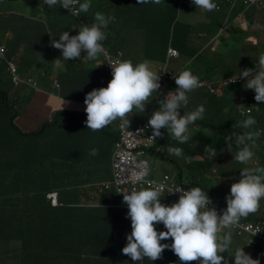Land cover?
Masks as SVG:
<instances>
[{
	"label": "clouds",
	"instance_id": "9594fccd",
	"mask_svg": "<svg viewBox=\"0 0 264 264\" xmlns=\"http://www.w3.org/2000/svg\"><path fill=\"white\" fill-rule=\"evenodd\" d=\"M1 1L0 5H2ZM9 1L12 5H15L14 3L24 0ZM245 1L192 0V3L206 12L221 11L224 6L233 9L237 5H241L244 9L257 7L264 10V7L259 2L250 5L246 4ZM262 1L264 2V0ZM35 2L31 5L36 7L37 22H35V19L26 20L22 15H13L18 21V26L21 29H27L29 33L31 31H39L41 28L39 23H43L46 19L68 17L74 21V24L68 27L70 29L69 33L63 31L64 28H62L55 38L50 35L39 37L43 44L48 39L52 40V47L58 49L52 58L54 67L56 68L55 63L59 66L62 59L68 61L77 60L86 52L88 60L98 59V66L109 77L110 82L106 88L93 89L85 96L86 129L99 131L118 119V125L121 121L122 126L128 128L130 121L133 124L135 123L129 113H132L134 109L139 113H143L145 105L154 98L153 93H157L154 103L157 104L159 102V109L154 111L144 121H148V127L152 130L150 139L154 142L156 138H162L161 130L163 128L172 136L170 138L173 143L176 140L181 144L187 142L190 145V142L195 141L197 134L203 131L214 136L208 128L201 125L202 122L208 123L210 119L203 117L205 108L195 101L198 96L221 94L225 89L228 90L232 87H241V90L245 87L251 89L249 91L250 96L241 109V117L247 116V119L236 125L245 129L246 132L237 134L229 131L227 133L229 136L225 137V143L229 148L232 146L233 141L239 148L236 157L229 149L223 150L218 155L216 149L208 145L205 147V151L209 153L207 158L198 159L195 156L187 158L185 164L178 168L180 173H183L185 169L189 170L191 178L189 184L192 185L193 179L189 169L190 166L203 164L202 168H205L210 164V162L207 163L206 161L211 157L217 156L216 159L209 160L214 162V165L203 171L205 177L204 181H201V186L189 189L182 178V180H179V185L182 188L178 187L174 191L169 190V193H179L178 201L165 200L167 205H164L160 202L161 194L164 191L163 185L154 184L153 181L146 180L149 175L159 181L164 176L161 179L154 177L152 162L150 161L149 164V160L145 159L140 160L136 164L132 173V181L133 183H146V187L120 192L123 194V199L113 190L106 191L103 189L105 192H114L124 203L126 210H128L127 218H130L131 221V233L126 236L127 243L121 251L122 254L130 257L134 262L143 261L145 258L150 261L161 259L163 251L170 248L182 264H192V262H197V264H229L228 259L221 253H224L230 246L232 234L237 238L251 241L245 252L243 248L235 250L231 257L232 264H264V241L257 238L256 229V227H259L264 231L263 224L257 222L263 214V212L260 213V210L264 206L262 203V199H264V167H257L259 164L256 159L261 158L259 147H256L254 159V152L252 151V146L261 136V132L254 130L253 126L256 124V120L251 116V110L246 105L248 100H250L249 98H252L253 101L264 102V56L252 61L243 71H240L243 68L240 67L238 76L219 80H214L213 76H211L212 79H209L210 76L199 79L193 74L196 73L203 76L198 72L200 64L196 63V59L186 58L185 62L188 65L177 73L168 69L169 64L172 63L179 66L184 62L185 58L178 50L170 47L169 49L178 51L179 56L176 59H168L167 56L166 67L161 68L160 75H157L153 71L150 61L144 60L133 65L131 60H124L125 57L122 52L112 53L104 48L102 42L106 39V34L102 29L106 28L109 23L114 22V16L106 17L104 14L97 12L94 15L95 22L91 26L81 22L82 12L87 13L89 11L91 0H84L83 3L80 0H35ZM137 2L141 5L149 3V0H137ZM151 2L160 4L161 0H151ZM218 6L220 9H217ZM64 12H67V14H64ZM71 12L79 17L73 16ZM4 16L6 17L7 15ZM75 21L79 22V24ZM78 26H80L79 29L76 28ZM4 54L3 48H0V64ZM178 60L180 64L175 63ZM18 62V59L12 58L7 61L6 67L14 89L27 85V81L18 72ZM10 64H13L17 69V77L20 81L18 85L14 84ZM191 64H195L192 69ZM218 77L223 76L219 75ZM159 79L162 85L161 89ZM56 83L59 85L55 81V86ZM201 84L204 86L200 87ZM189 104H192L190 109L197 107L193 111L184 112L181 115L179 110L188 108ZM198 121H200L199 124L195 123ZM190 125L191 128L196 126L198 128L189 136ZM118 135H116V138ZM214 137L216 138V136ZM248 142H252V146ZM188 145L186 151L189 148ZM168 152L177 157L183 155V150L179 147H169ZM227 152L228 154L226 155ZM89 154L96 156L98 149L92 148ZM228 162L238 168V173L240 174L238 182H236L237 178H234L233 175H231L233 179L229 180L227 175L231 173L221 176L220 165H225ZM252 165L254 168H251ZM209 181H214L216 186H225L224 182H226V186H231L229 195L225 197L209 191L204 185ZM52 193L55 192H50L46 195L50 205L51 202L47 196ZM57 203L56 207L52 205L51 207L57 208L61 204L59 195ZM169 204L170 206H168ZM112 205H115V203ZM257 211L260 213L257 218H247L250 214H254ZM156 224H163L166 231L157 232ZM221 232L229 233L221 236ZM169 238L172 240L171 245L161 243V241ZM11 261L12 259L10 258L0 257V264H11Z\"/></svg>",
	"mask_w": 264,
	"mask_h": 264
},
{
	"label": "trees",
	"instance_id": "16d2710c",
	"mask_svg": "<svg viewBox=\"0 0 264 264\" xmlns=\"http://www.w3.org/2000/svg\"><path fill=\"white\" fill-rule=\"evenodd\" d=\"M80 1L81 3L84 2V0ZM116 7L130 9L133 18L127 20L122 17L116 18L113 14ZM97 12L104 14L106 17L114 16L116 18L114 22L109 23L106 28L102 29L106 34V39L102 43L104 48L112 53L118 51L122 52L125 57L124 60H127L125 42L118 43L113 38V33L118 30L117 27L121 26V23H125V26L129 28L136 26L135 30L139 31L137 32L138 36L140 30H142L145 36L146 31L149 32V36L154 37V40L157 37L154 34L155 31L159 38L162 37V48L157 54L150 52L148 46H146V51L143 55L138 53L140 56L144 57V60L153 63L151 66L157 75H160L161 68L166 67L167 50L173 47L183 56L188 49L191 37L194 35L196 24L199 25L201 23L198 20L200 8H197L192 3V0H161L160 4H154L149 0V3L141 5L137 0H91L89 11L87 13L82 12L83 16H81V22L91 26V24L95 22L94 15ZM246 12H243L242 15ZM64 14H67V12H64ZM235 14L239 15L240 12L236 11ZM75 22L79 24V22ZM0 25L3 27L0 28L2 35L4 34L5 36V34H8L12 36L11 40L7 41V44L2 47L5 54L0 64V124L2 130L0 136L2 143L0 145V153L6 156L15 149V165L23 166L25 164V168L30 170L29 165L27 166V161L32 156L27 159H25V157L27 154L34 153L35 151L37 154L40 153V140L48 127L56 125L53 119V117H56V114H52L51 122L45 123L43 129L37 132L24 133L16 126L15 121L26 112L36 94L40 92L44 93L45 90L39 87V82L41 84L47 81L50 84L55 82L53 64H46L48 70L44 71L43 78L38 82V78L33 74L35 64L31 59L37 62L38 58L41 56L44 57L47 54H50V57L53 58L58 49L52 47V40L48 39L47 42L43 44L39 38L42 36L40 30L31 31L29 33L27 29H21L19 26L16 27V23L7 20L4 15H0ZM251 25H253L252 22ZM11 28L14 34L9 32ZM218 30V28H212L215 34H218ZM130 31L132 30L128 29L125 34ZM14 35L19 37L15 38ZM83 55L85 56L87 53L84 52ZM193 55H196V53ZM195 57H197V55L191 57V60ZM12 58L18 59V72L21 77L27 81V85L21 86L18 89L13 88L10 75L6 70L7 61ZM77 60L68 61L63 59V62L65 64V62L68 61L69 65ZM200 60L201 56H198L195 61L196 63L198 62V64H202ZM194 66L195 64H191V69ZM73 68H75L74 63L71 69ZM193 74L199 79H203L199 74ZM33 76L36 79H34ZM209 79H212V77L210 76ZM70 81L71 77L67 79L62 78V81H59V87H61V84L68 85ZM54 91L55 90H51L49 94H56ZM10 92H13L11 97L9 95ZM218 95V93L206 95L198 98L196 101L200 104L207 97L214 98ZM242 95L243 93L237 96H231L234 100L230 99L229 102L233 107H227L226 101L222 99L224 103L221 104V109L214 102L211 106L206 108V115L209 116V119L213 120L218 119V116H214L213 114L221 111L225 117V121H223L225 126L221 127L224 132L209 124V127L217 137L215 138L204 131L198 133L195 137V141L190 142V145H188L189 148L184 153L185 159L194 156L198 159L207 158L209 153L205 151V147L208 145L214 147L218 155L223 150L229 149L234 157H236L239 148L234 141L229 148L225 143V137L229 136L227 135L229 131L237 134L246 132L245 129L236 126L241 121L247 119V116L241 117L242 107L240 106L241 104L243 105ZM60 96L62 97V95ZM73 96H75V94H73ZM81 99L84 100V97H81ZM249 99L246 105L247 108L251 110V116L256 120V124L253 128L256 131H260L261 136L255 141L254 146H252V142L248 143L252 146V151L254 152L253 159L255 158L256 147H259V151L261 150V164L264 166V102L253 101L252 98ZM26 105L27 107L23 108ZM191 105L192 104H189L187 107L190 108ZM196 107L197 106H195L194 109ZM77 116L82 117L85 121L87 119V115L84 113L77 114ZM118 121L119 119L113 122L116 127H118ZM195 123L199 124L200 121ZM201 125L205 128H209L207 123L202 122ZM106 130L107 129L104 128L101 131L106 132ZM112 139L113 141L116 139V134H112ZM157 140L155 147L147 152V158L151 162L159 157L165 159L167 155L163 154V152L168 151L169 147H177V144L173 143L170 137L163 139V134L162 138H157ZM30 147H32L33 150L29 152ZM227 154L228 152L226 155ZM20 155H24L25 157L21 158ZM216 157H211L209 160L212 161L213 158L216 159ZM177 159L179 162L185 164L182 156L177 157ZM209 160L206 162H210V164L205 168H202L203 164H194L190 166L189 169L191 171L193 183L192 185L187 183V188L191 189L201 186V181H204L205 177L203 171L207 170L211 165H214V162ZM4 174L6 175L5 172ZM23 174H26L23 173V168L21 170L16 169L14 179L24 181L22 179ZM182 178L183 173H180V180H182ZM8 179L0 178V257L12 259L10 262L11 264H176L177 259L179 260L170 248L165 249L162 253V258L155 261H150L145 258L143 261L134 262L130 257L122 254L121 250L127 243L126 236L131 233V221L130 218H127L128 210H126L124 203L114 192L109 193V203L105 202L100 208H95L91 211H86L88 208L81 206L75 207L66 205L64 201L61 202L60 194L59 202L61 204L57 208H52L46 199V195L53 192V183L48 181L43 190L36 195H32L29 190L20 194H10ZM24 196H33L29 199L34 205L41 204L37 209L44 215V223L47 224L46 231L32 235V233L24 231L21 227L22 225L17 221H12L18 218L22 205L28 200V198ZM35 196H38V198ZM113 203H115V205H112ZM262 203L264 204V199H262ZM61 205H64V207L61 208ZM67 206L74 210L67 211ZM168 206H170V204ZM45 212H47V216ZM21 213L22 216H24L26 211H22ZM258 214L260 213L257 211L254 216ZM249 217H252V214L247 218ZM262 221H264V219L259 218L257 222L263 224L264 222ZM51 224L55 227H51ZM160 225L161 224L155 225L157 232H160ZM23 226L25 225L23 224ZM12 241L18 246L13 250L11 249ZM161 243L171 245L172 240L169 238L161 241ZM34 244L44 249L43 253L47 258L35 253L33 248ZM229 261H232V259ZM229 264H232V262H229Z\"/></svg>",
	"mask_w": 264,
	"mask_h": 264
},
{
	"label": "crops",
	"instance_id": "0c3cea01",
	"mask_svg": "<svg viewBox=\"0 0 264 264\" xmlns=\"http://www.w3.org/2000/svg\"><path fill=\"white\" fill-rule=\"evenodd\" d=\"M1 2L0 15H7L5 18L15 22L16 27H18V21L13 15H22L26 20L35 19V22H37L36 7L31 5L36 3L35 0H24L19 3H14L15 5H12L9 0H2ZM236 11L240 12V14L236 15ZM243 12L246 13L242 15ZM113 14L116 18L122 17L126 20L133 18L131 16L132 11L128 8L116 7ZM263 19L264 10L257 7L244 9L241 5H237L233 9H230L224 6L221 11L217 12L214 10L206 12L200 9L198 20L201 23L199 25L196 24L194 35L191 37L188 49L183 55V57H185L184 62L179 66L174 65L171 71L174 73L179 72L183 67L188 65L185 62L187 60L186 58L191 59V57L197 55V57L201 56L200 62H202V64H200L198 72L203 75V78L213 76L214 80H219L232 77L234 74L233 72H235V67H237L240 62L238 56L249 57L254 53H257L259 56L261 51L264 50V24L257 25L258 22ZM251 22L253 25H251ZM39 24L41 27L40 34L42 36L47 37L50 35L52 38H55L62 28H64L63 31L69 33L70 29L68 27H71L74 21L68 17H57L49 20L46 19L43 23ZM121 24V26L117 27L118 30L113 33V38L118 43L125 42L127 60H131L133 64L144 61V57L140 56L138 53L143 55L146 51V46H148L150 52L154 54H157L161 50L163 39L162 37L159 38L156 31L154 34L157 37L154 40V37H150L147 31L145 36L143 31L140 30L138 36L137 32L139 31L135 30L136 26L129 28L125 26V23ZM0 28H3L2 25H0ZM212 28H218V34H215ZM128 29L132 31L125 34ZM9 32L14 34L12 28ZM14 37L17 38L19 36L14 35ZM11 38V35L5 34L4 36L3 34L0 37V48L5 46L7 41H10ZM141 41H144V44H142ZM239 46L240 48L243 47V49L239 50ZM194 53H196V55H193ZM51 58L50 54H47L37 59L38 65L33 68V74L38 78V82L43 78L44 71L48 70L46 64H52ZM79 59H84L82 60L84 63L82 62L81 64L75 65L77 66L75 69H71L72 65H68V61L64 64L63 59L59 66L55 63V81L59 83V81H62V78L67 79L71 77V81L68 82V85L61 84L59 89L54 83L50 84L48 81L42 82V84L40 82L38 83L39 87L45 90L44 93L39 91L40 93L35 95L33 102L30 103L26 112L16 119L15 124L24 133L37 132L43 129L45 123L51 122L52 114L55 113L56 117H53V119L56 125L48 127L45 130V134L40 140L41 151L39 154L35 151L34 153L27 154L26 157L20 155L21 158L25 157V159L32 156L27 161V166L29 165L30 170L25 168V164L23 166L15 165V149L6 156L0 153V178H11L8 179L10 194L26 192L37 184H40L41 187L44 188L49 181L53 183V192L58 195L60 194L61 202L64 201L66 205L70 206L88 208L86 211H91L95 208H100L105 202L109 203V192L104 191L103 185L110 183L112 180V134L117 135L118 130L114 123L105 127L107 129L106 132L86 129L85 120L77 116V114L80 113L86 114L84 110L86 105L84 104V100L81 99V96H86L87 93L91 92L89 90L94 87H96L97 90L106 88L110 82L106 72L98 66V59L88 60L87 55H81ZM253 61H255V59ZM151 64L153 63L151 62ZM243 70H245V67L240 69V71ZM236 73L239 75L237 70ZM219 75L223 77H218ZM33 78L36 79L34 76ZM51 90H55L54 92L56 94H49ZM250 90L251 89H247L246 87L242 90L241 87H232L225 90L217 97H207L200 104L204 106L205 110L208 106H211L213 102L216 103L219 108L224 101H226L227 107L232 106L229 102L230 99H233L231 96H237L243 93V105L241 104L240 106L243 108L247 98L250 96ZM12 94L11 92L10 97ZM73 94H75V96H73ZM60 95H62V97ZM156 95L157 93H153L154 98L145 105L143 113H139L135 109L134 112L129 113L134 119V124L144 122L154 111L159 109V102L157 104L154 103ZM200 97L203 96H198V98ZM222 99H224V101ZM27 105L23 108H26ZM179 111L180 114L183 115L184 112H190L193 111V109L182 108ZM220 112H215L213 115L219 117ZM203 117L208 118L209 116L204 112ZM197 128V126L191 128L190 125L188 135H192ZM161 131L163 139L172 137L166 129L163 130L162 128ZM1 134L2 130L0 124V136ZM174 143L183 150V155L181 156L185 163L186 159L184 153L188 143L181 144L176 140H174ZM1 144L0 140V145ZM92 148L98 149V154L96 156H91L89 154ZM173 148L175 147L173 146ZM163 154L167 155L165 159L159 157L153 160L154 163L152 162L153 176L161 179L168 174H177L180 179L178 168L182 166L183 163L179 162L177 156L169 154L168 151L163 152ZM167 166H170V170H168ZM22 168L23 173H26L22 175L24 181L14 179L16 169L21 170ZM30 171H32V173L29 175ZM210 182L211 181L204 184L209 191L225 197L229 195L231 186H216V184L212 185ZM236 182H238V179ZM178 199L179 198H177L176 201H178ZM22 207L20 213L22 212ZM62 207H64V205H61V208ZM68 210L74 209L67 206V211ZM45 213L47 216V212ZM263 217L264 215L262 214L260 218ZM50 226L55 227L53 224ZM43 230H47V224L43 225ZM227 233L229 232H221L220 235L223 236ZM250 242L251 241L248 239L237 238L231 234V244L221 255L229 261L237 248H243L245 252ZM17 247L18 246L12 241L11 249L13 250ZM192 264H197V262H192Z\"/></svg>",
	"mask_w": 264,
	"mask_h": 264
},
{
	"label": "built area",
	"instance_id": "2783aa9c",
	"mask_svg": "<svg viewBox=\"0 0 264 264\" xmlns=\"http://www.w3.org/2000/svg\"><path fill=\"white\" fill-rule=\"evenodd\" d=\"M225 1V0H224ZM228 2H234L235 0H226ZM259 2L264 7V2L262 0H246V4L253 5ZM78 6V5H77ZM217 9H220L218 6ZM71 14L76 16L73 12ZM168 59H176L179 56L178 51L175 49L168 50ZM10 70L14 77V84H19V78L17 77V69L13 64H10ZM160 89L162 85L160 83ZM56 86L59 88V85L56 83ZM204 85L201 84L200 87ZM128 118V117H127ZM129 119V118H128ZM119 135L114 141V150L111 161V169H112V182L103 186L106 191L113 190L120 198L123 199V194L120 192H128L133 189H139L142 187H146V183H133L132 181V173L135 169L136 164L140 160H149L147 158V152L151 151L157 138L154 142L150 139L152 135V130L148 127V121L143 124H133L130 121L128 128L122 126V122H119L118 125ZM133 157L135 158L133 160ZM150 164V160H149ZM151 166V165H150ZM146 180L153 181L154 184L163 185L164 191L161 194V203L167 205L165 200H176L179 196V193L173 192L169 193V190L174 191L176 187L171 183L170 177L168 175L164 176L161 181L153 179L150 175L146 178ZM48 200L51 202L53 207L58 205V195L55 193L49 194L47 196ZM257 229V238L264 241V231L256 227Z\"/></svg>",
	"mask_w": 264,
	"mask_h": 264
},
{
	"label": "rangeland",
	"instance_id": "374dc122",
	"mask_svg": "<svg viewBox=\"0 0 264 264\" xmlns=\"http://www.w3.org/2000/svg\"><path fill=\"white\" fill-rule=\"evenodd\" d=\"M262 24H264V19L263 20H261V21H259L258 22V26L259 25H262ZM77 29H79L80 28V26H78V27H76ZM2 35V31H1V29H0V36ZM141 43L142 44H144V41H141ZM238 48H240V46L238 47ZM243 49V47H241L239 50H242ZM260 56H264V50L263 51H261V53H260V55L258 56L257 55V53H254V54H252V55H250L249 57H240V56H238V58H240V62H239V64H238V66L237 67H235V69H234V71L235 72H233L234 74L232 75V76H236V75H238L237 73H236V70L238 71V73H239V69H240V67H248L249 66V64L254 60V59H257V58H259ZM82 60H84V59H79L77 62H73L74 63V66L75 65H77V64H81L82 62L84 63V61H82ZM31 61H33L34 62V64H35V66L36 65H38L37 64V62L35 61V60H32L31 59ZM73 63L72 64H69V65H73ZM175 63H177V64H180V61L178 60V61H176ZM34 66V67H35ZM173 66H174V64H169V70H171L172 68H173ZM77 66H75V68H76ZM71 68H72V66H71ZM75 68H73V69H75ZM91 88V87H90ZM95 89H96V87H94ZM94 88H91L89 91H92ZM11 93V92H10ZM10 93H9V95H10ZM81 97H85L84 95L83 96H81ZM235 99H237V98H235ZM82 105V104H81ZM223 121H225V117H224V115L220 112L219 113V117H218V119L217 120H213V119H210L209 121H208V127H209V124H211V125H213V126H215V127H217L219 130H221L222 132H224V130L223 129H221V127H224L225 126V123L223 122ZM209 129V131H210V133H212L214 136H216V134L212 131V129L209 127L208 128ZM252 131H254V130H252ZM206 133V132H205ZM217 137V136H216ZM33 150V148L32 147H30L29 148V152L30 151H32ZM261 153V152H260ZM230 158V157H229ZM228 158V159H229ZM227 159V160H228ZM257 160V162H258V166L257 167H264L262 164H261V158H257L256 159ZM168 167V170H170V166H167ZM220 173H221V176H224L225 174H228V173H231V174H228L227 175V177L229 178V180L230 179H233L232 177H231V175H233V177L234 178H237L238 180L240 179V174L238 173V168L235 166V165H233V164H231V162H228L227 164H225V165H220ZM251 168H254V166L252 165L251 166ZM244 169V168H243ZM242 169V170H243ZM32 173V171H30L29 172V175ZM168 176L170 177V180H171V183L176 187V188H182L180 185H179V178H178V175L177 174H168ZM183 181H184V183H189L190 181H191V178H190V175H189V170L188 169H185L184 171H183ZM212 185H214L215 184V182L214 181H211L210 182ZM224 185L226 186L227 185V183L226 182H224ZM41 190H43V187H41V185L40 184H37V185H35L33 188H31V189H29V191H30V193L33 195H36V194H38ZM101 193V192H100ZM24 197H27L28 198V200H27V202H25V204L23 205V207H22V211H26V213H25V215L24 216H22V213H20L19 215H18V218L16 219V220H12V221H17L20 225H22L21 227H22V229L24 230V231H26V232H29V233H32V235L33 234H36V233H39V232H43V231H45V230H43V225L45 224L44 222V215H43V213H41L38 209H37V207H40L41 206V204H36V205H34L33 203H32V201L29 199L30 197H33V196H24ZM36 198H38V196H35ZM113 207V206H112ZM261 212H263V215H264V206L262 207V209L260 210V213ZM255 214V213H254ZM254 214H252V217H254V218H257V215H255L254 216ZM264 222V221H263ZM23 224L25 225V226H23ZM263 227H264V223H263ZM159 230L160 231H165L166 229L164 228V226H163V224H161L160 225V227H159ZM33 248H34V251H35V253H37L38 255H40V256H42V257H44V258H47L46 256H45V254L43 253V251H44V249L41 247V246H37V245H33ZM176 264H181V262L177 259V263Z\"/></svg>",
	"mask_w": 264,
	"mask_h": 264
}]
</instances>
